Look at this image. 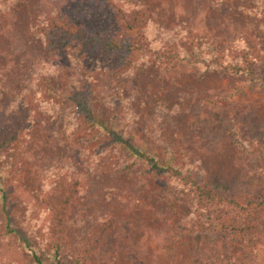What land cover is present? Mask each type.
Listing matches in <instances>:
<instances>
[{"label":"rangeland","instance_id":"rangeland-1","mask_svg":"<svg viewBox=\"0 0 264 264\" xmlns=\"http://www.w3.org/2000/svg\"><path fill=\"white\" fill-rule=\"evenodd\" d=\"M112 1L146 10L147 51L53 48L34 32L55 12L89 38L109 31ZM245 38L264 56V0H0V130L26 114L0 150V264H36L33 253L53 264L58 242L64 264H264V84L198 63ZM166 43L192 60L164 64L155 52ZM75 99L100 126H82ZM133 150L254 198L255 231L206 227L219 204ZM59 176L77 188L60 240L48 197Z\"/></svg>","mask_w":264,"mask_h":264},{"label":"trees","instance_id":"trees-1","mask_svg":"<svg viewBox=\"0 0 264 264\" xmlns=\"http://www.w3.org/2000/svg\"><path fill=\"white\" fill-rule=\"evenodd\" d=\"M112 1V10L115 18V26L107 31L105 28H98V31L91 32L92 36L87 37V31L82 26H77L65 20L64 15L60 12L48 14L44 17L41 26L34 29L35 34H39L46 41V45L53 48H69L72 43H80L86 47L89 44L90 48L102 53L116 52L125 54L127 59L134 54L147 51L149 35L147 30L148 15L144 8H128L117 6ZM243 44L224 48L218 53L205 59H200L199 64L211 66L225 73L241 76L245 75L250 79V82H259L264 84V56L261 55L259 47L256 43L243 39ZM169 43L163 44L162 49L155 52L157 57L164 62V64H172L177 61L192 60L188 56V51L183 46L173 44L166 49ZM241 44V43H240ZM87 50V49H85ZM183 57L181 56V54ZM183 59H182V58ZM75 103L80 112L81 124L85 128H94L100 126V121L95 117L86 99L77 101ZM19 119L12 123H8L0 130V150L8 149L15 139L16 132L22 128L20 121L25 120L26 114L24 111L15 114ZM19 120V122H18ZM81 126V125H80ZM82 128V127H81ZM84 130L80 132L84 134ZM133 155L137 160L146 163L154 171L168 175L174 179L175 182L181 183L184 187L202 202L209 204H219L221 208L218 213L210 216L207 215L206 224L212 227L216 232L224 236L230 235L233 238L242 236L241 233L254 232L257 214H248L250 206H261L253 198L248 199L249 196H242V194H224L220 195L216 191L210 189L205 182L197 180L191 173H185L181 169L168 165L163 167L160 161L147 153L133 150ZM70 176H59L53 181V186L49 191L51 201L49 205V214L53 223L52 232L60 240L61 234L67 227V215L71 204V194L76 190V179L74 181ZM1 181V177H0ZM75 182V183H71ZM207 184V185H206ZM1 190V187H0ZM248 200V201H245ZM263 204V203H262ZM223 207V208H222ZM209 221V222H207ZM216 221V222H215ZM243 237V236H242ZM105 237L103 236L102 239ZM62 244L58 242L56 249L55 262L53 264H64L60 256ZM36 264H44L39 256L35 253L32 255ZM89 257H83V262H88Z\"/></svg>","mask_w":264,"mask_h":264}]
</instances>
